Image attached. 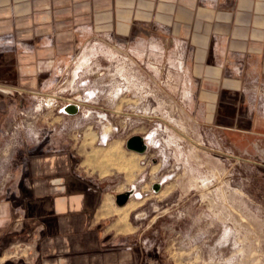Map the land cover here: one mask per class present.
Instances as JSON below:
<instances>
[{
    "label": "rangeland",
    "instance_id": "obj_1",
    "mask_svg": "<svg viewBox=\"0 0 264 264\" xmlns=\"http://www.w3.org/2000/svg\"><path fill=\"white\" fill-rule=\"evenodd\" d=\"M104 42L89 61L72 64L78 75L68 74L54 95L17 99L0 128V198L15 189L24 155L66 152L109 198L111 232L138 243L141 264H264V139L235 145L219 139L215 122L198 124L172 42ZM77 100L76 115L61 113ZM132 136L144 138L146 153L125 148ZM131 188L118 207L114 194ZM33 249L18 239L0 264H30Z\"/></svg>",
    "mask_w": 264,
    "mask_h": 264
},
{
    "label": "crops",
    "instance_id": "obj_2",
    "mask_svg": "<svg viewBox=\"0 0 264 264\" xmlns=\"http://www.w3.org/2000/svg\"><path fill=\"white\" fill-rule=\"evenodd\" d=\"M152 38L172 42L185 63L198 124L215 122L235 145L264 139V0H0V128L17 99L54 95L104 41ZM73 160L23 156L15 189L0 198V253L20 239L33 242L30 264H141L138 243L111 232L109 198Z\"/></svg>",
    "mask_w": 264,
    "mask_h": 264
},
{
    "label": "water",
    "instance_id": "obj_3",
    "mask_svg": "<svg viewBox=\"0 0 264 264\" xmlns=\"http://www.w3.org/2000/svg\"><path fill=\"white\" fill-rule=\"evenodd\" d=\"M1 92H4V89H0ZM81 105V101L77 100V102L73 104H68L62 108L63 113L67 115H76L79 112V106ZM125 148L128 151H132L138 154H144L147 152V145L144 141V138L140 136H132L125 143ZM159 189V185H154L153 190L157 191ZM135 189L131 188V190L114 194V202L118 207H123L128 200L134 195Z\"/></svg>",
    "mask_w": 264,
    "mask_h": 264
},
{
    "label": "bare ground",
    "instance_id": "obj_4",
    "mask_svg": "<svg viewBox=\"0 0 264 264\" xmlns=\"http://www.w3.org/2000/svg\"><path fill=\"white\" fill-rule=\"evenodd\" d=\"M107 206H108V202H107V200L105 199V200L103 201L101 207H105V208H107Z\"/></svg>",
    "mask_w": 264,
    "mask_h": 264
},
{
    "label": "built area",
    "instance_id": "obj_5",
    "mask_svg": "<svg viewBox=\"0 0 264 264\" xmlns=\"http://www.w3.org/2000/svg\"><path fill=\"white\" fill-rule=\"evenodd\" d=\"M61 113H63L62 109L60 110ZM109 136H105L103 139H102V142L106 143V141L108 140Z\"/></svg>",
    "mask_w": 264,
    "mask_h": 264
}]
</instances>
